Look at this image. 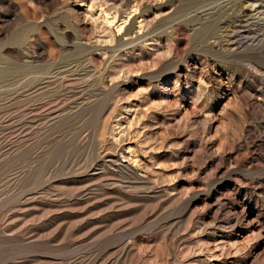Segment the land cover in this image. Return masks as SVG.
Here are the masks:
<instances>
[{
  "label": "rangeland",
  "instance_id": "1",
  "mask_svg": "<svg viewBox=\"0 0 264 264\" xmlns=\"http://www.w3.org/2000/svg\"><path fill=\"white\" fill-rule=\"evenodd\" d=\"M0 264H264V0H0Z\"/></svg>",
  "mask_w": 264,
  "mask_h": 264
},
{
  "label": "bare ground",
  "instance_id": "2",
  "mask_svg": "<svg viewBox=\"0 0 264 264\" xmlns=\"http://www.w3.org/2000/svg\"><path fill=\"white\" fill-rule=\"evenodd\" d=\"M100 18H101L103 24H105L106 26H110L113 23L114 15L109 16L108 13H104V14H102V16H100ZM117 28H118V30L121 28L120 24L117 26Z\"/></svg>",
  "mask_w": 264,
  "mask_h": 264
}]
</instances>
